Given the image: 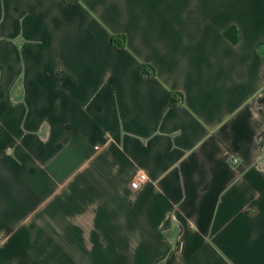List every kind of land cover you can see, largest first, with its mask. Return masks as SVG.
<instances>
[{
  "label": "crops",
  "instance_id": "1",
  "mask_svg": "<svg viewBox=\"0 0 264 264\" xmlns=\"http://www.w3.org/2000/svg\"><path fill=\"white\" fill-rule=\"evenodd\" d=\"M0 264H264V0H0Z\"/></svg>",
  "mask_w": 264,
  "mask_h": 264
},
{
  "label": "built area",
  "instance_id": "2",
  "mask_svg": "<svg viewBox=\"0 0 264 264\" xmlns=\"http://www.w3.org/2000/svg\"><path fill=\"white\" fill-rule=\"evenodd\" d=\"M237 162L238 160L235 157H231V163L233 165L237 164ZM147 180H148L147 176L144 173L138 172L136 173L134 178L131 180L130 188L132 190H138L147 182Z\"/></svg>",
  "mask_w": 264,
  "mask_h": 264
},
{
  "label": "trees",
  "instance_id": "3",
  "mask_svg": "<svg viewBox=\"0 0 264 264\" xmlns=\"http://www.w3.org/2000/svg\"><path fill=\"white\" fill-rule=\"evenodd\" d=\"M232 32H234V28L233 27H231V28H229V29H227L226 31H225V36L232 42V43H236V41H237V38H236V34H232ZM118 39H120V44H118V46H120V47H124V43H125V39H124V37L123 36H118ZM116 38L114 39L113 38V43H116ZM142 71L144 72V73H146V68H144L143 67V69H142Z\"/></svg>",
  "mask_w": 264,
  "mask_h": 264
}]
</instances>
